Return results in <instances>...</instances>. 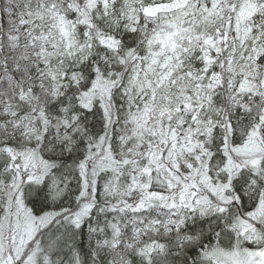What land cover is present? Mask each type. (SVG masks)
I'll return each instance as SVG.
<instances>
[{"label": "snow or ice", "instance_id": "6c2138e0", "mask_svg": "<svg viewBox=\"0 0 264 264\" xmlns=\"http://www.w3.org/2000/svg\"><path fill=\"white\" fill-rule=\"evenodd\" d=\"M0 264H264V0H0Z\"/></svg>", "mask_w": 264, "mask_h": 264}]
</instances>
